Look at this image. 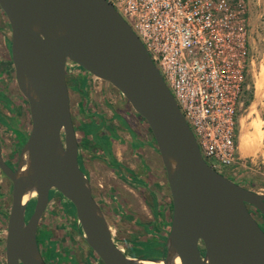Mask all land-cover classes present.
I'll return each mask as SVG.
<instances>
[{
    "label": "water",
    "instance_id": "water-1",
    "mask_svg": "<svg viewBox=\"0 0 264 264\" xmlns=\"http://www.w3.org/2000/svg\"><path fill=\"white\" fill-rule=\"evenodd\" d=\"M0 10L9 24L15 80L31 122L16 167L0 155V170L12 185L5 264H47L36 233L51 190L75 208L81 235L102 264H264V231L247 207L264 216V195L204 161L148 52L110 2L0 0ZM68 65L112 85L152 134L172 203L160 259L128 256L113 239L79 165Z\"/></svg>",
    "mask_w": 264,
    "mask_h": 264
},
{
    "label": "rangeland",
    "instance_id": "rangeland-1",
    "mask_svg": "<svg viewBox=\"0 0 264 264\" xmlns=\"http://www.w3.org/2000/svg\"><path fill=\"white\" fill-rule=\"evenodd\" d=\"M247 2L250 65L246 85H244V94L240 100L237 127L238 152L240 158L246 163V168H241L236 174L230 169L227 171L226 176L242 187L264 195V0H247ZM3 21H5V18L0 19V27L3 28H0V93L5 94L10 102L5 104L0 101V114L9 121L6 125V120L0 118V147L6 155L10 156L12 161H16L17 156H12L15 153L12 151L16 148L13 138L15 133H12L9 128H13L14 131L23 135L28 134L30 130L29 112L28 106L17 87L12 61L4 47L11 37V33ZM8 48L10 49V45ZM73 67L77 73L83 70L76 65H73ZM81 76L70 77V80L78 79ZM85 81L83 79V81L81 80L77 83L85 85ZM70 83H73V81H70ZM79 90L78 85H76V90L70 91V104L73 112L83 107L87 109L95 108L97 111H103L107 118L111 116V120L115 117L114 113L118 114L121 112L130 126L135 129L134 131L138 136L137 141H139V136L142 134H139V120L135 116V111L112 85L90 75L87 85L82 88V91ZM112 122L110 123L111 127L119 125L117 118ZM91 127L98 129L99 125L97 123L91 125ZM119 129L121 130L122 139L114 146L115 153L123 163L127 166L135 167L134 169L138 172L139 167H137L135 162H141L142 159L147 164L146 169L145 167L141 168L143 170V181L148 184L146 187H152L158 194L159 210L157 214L159 213V217L154 216L151 209H149L148 205L152 202V196L147 192L146 188L139 189V187H136L137 190L133 189L121 178L127 174L123 173V175H120L118 172L115 173L109 170L104 163L97 165L91 161L92 158H89L86 169L91 187L106 215L113 239L123 251L132 255L134 250L140 248L142 251L141 255L145 258L159 257V254L162 253L152 251L148 246L139 245L138 242L152 238L148 234V229L143 226L146 223H160L159 228L167 231V227L162 225V216L166 215L164 221L170 222L169 198L166 197L167 199H165L160 194L161 191H165L166 178L163 174L162 176L159 175V163L156 166L153 163L155 162L154 159L148 153L143 150L139 153V149L137 152L131 150L130 143L132 139L129 132L120 126ZM243 134L246 136L244 141L246 148L257 149L255 155L245 156L240 152V140ZM104 142L100 141L101 144ZM58 196H54L49 202L41 219L39 227L42 235H48L49 238L58 242V251L62 256L66 257L61 260L60 264H97L95 262L97 255L91 252L89 246L78 232L75 225L74 211L71 210L70 213H67L65 210L69 202L61 195L58 194ZM113 198L118 204L113 203ZM10 205L11 182L0 172L1 262L5 261V235ZM166 211H168V214H166ZM30 213H32L31 208H27L26 218L30 216ZM252 215H254L260 227L264 229V216L253 213ZM164 243L165 241H163L162 246L157 248L161 249ZM42 250H44V246H42ZM42 256L47 261V256L43 253ZM56 263L57 261L54 262V264Z\"/></svg>",
    "mask_w": 264,
    "mask_h": 264
},
{
    "label": "built area",
    "instance_id": "built-area-1",
    "mask_svg": "<svg viewBox=\"0 0 264 264\" xmlns=\"http://www.w3.org/2000/svg\"><path fill=\"white\" fill-rule=\"evenodd\" d=\"M107 1L145 47L204 161L224 176L246 168L237 127L250 65L247 0Z\"/></svg>",
    "mask_w": 264,
    "mask_h": 264
},
{
    "label": "flooded vegetation",
    "instance_id": "flooded-vegetation-1",
    "mask_svg": "<svg viewBox=\"0 0 264 264\" xmlns=\"http://www.w3.org/2000/svg\"><path fill=\"white\" fill-rule=\"evenodd\" d=\"M4 19L5 18V21H3L4 22V24H5V26L7 25L8 26V28H9V24H8V21H7V18H6V16H5V14L0 10V19ZM1 29H3L2 27H0ZM10 29V28H9ZM10 39H11V37L9 38V40L7 41V43H5V45H4V47H5V50L8 52V54H9V57H10V59H11V55H10V49L8 48V46L10 45ZM12 61V60H11ZM13 65V64H12ZM14 69V68H13ZM15 75V74H14ZM81 75H84V76H81ZM78 76H81L80 78H78V79H72V80H70V77H78ZM89 76H90V74L87 72V71H85V70H81V71H79L78 73L77 72H75L74 71V67H67L66 68V81H67V85H68V89H69V94H70V91H75L76 90V85H78V81H81V80H86L85 81V85H84V87L87 85V82H88V78H89ZM93 76V75H92ZM70 81L72 82L73 81V83H70ZM0 95H3L4 96V98L6 99V101L5 100H3L2 98H1V96H0V101H2V102H4L5 104H7V103H9L10 102V100L8 99V97L5 95V94H3V93H0ZM23 97V96H22ZM23 99H24V97H23ZM24 101L26 102V100L24 99ZM26 104H27V102H26ZM27 106H28V104H27ZM70 108H71V104H70ZM28 112H29V109H28ZM73 114V111H72V109H71V117L73 116L72 115ZM114 115L115 116H117L116 118L118 119V121H119V125L117 126V127H111V130H112V132L113 133H115V134H110L111 133V131H109L110 130V128L109 129H107V134H108V138H107V141H105L103 144H100V143H98L99 145L97 146V143H96V146H94L95 145V142H93L92 141V143L91 144H89L90 142H87V140L86 139H81L80 138V135H81V133L78 131V129H77V127L75 126V122H74V118L72 117V121H73V124H74V128H75V133H76V138H77V142H78V161H79V165L81 164V166H80V168H81V170L87 175V177H88V174H87V169H86V167H87V163H88V159L89 158H92V160L93 159H98L99 161H101L102 163H104L105 165H106V167L109 169V170H111V171H113V172H118L120 175H123V173L124 174H127L125 177L124 176H122L121 178H122V180L126 183V184H128V185H130L133 189H135V190H137V188L136 187H139V189L140 188H146V190H147V192L152 196V202H151V204L150 205H148L149 206V209H151V212H152V214H154V216L156 215V217H159V213L157 214V211L159 210V199H158V197H157V192H155L154 191V189H152V187H150V186H148V187H146L148 184H146L145 183V181H143V173H142V171L143 170H141V168L143 167L142 165H141V163H142V159H141V162L139 161L138 163L137 162H135V164L137 165V167H139V172L138 171H136L134 168L135 167H131V166H127L125 163H123L119 158H118V156H117V154L115 153V150H114V146H115V144H117V143H119L120 141H121V139H122V137H121V135H120V129H119V126L122 128H125L124 130H127L128 132H129V134H130V136H131V143H130V146H131V150L133 151V152H137V150L139 149V141H137V138H138V136H137V133L134 131L135 129H133L131 126H130V124H129V122L127 121V119L125 118V117H123V115L121 114V112L120 113H114ZM135 116L137 117V119L139 120V119H141L140 117H139V115H137L136 113H135ZM0 118H3V115L2 114H0ZM4 120H6L5 122H6V125L9 123V121L4 117L3 118ZM138 122V121H137ZM29 123H30V129H31V122H30V116H29ZM2 124V123H1ZM9 126V125H8ZM10 129V131L13 133H15V135L13 136V138H14V141H15V144H16V148H15V150L14 151H12V152H15V153H13V155L12 156H17L16 157V161H12V159L10 158V156L9 155H6L3 151H2V149H1V147H0V155H1V158L5 161V163L9 166V167H11V168H15L16 167V164H17V161H18V157H19V153H20V150H21V148H22V146H23V144H24V139L26 140V138H27V136H28V134H26V135H23V134H21V133H19V132H16V131H14V129L13 128H9ZM29 132H30V130H29ZM118 133H119V135H118ZM113 135H117V137H114ZM77 136H79V138L77 137ZM112 140H114V142L113 143H111V139ZM110 139V140H109ZM24 141V142H23ZM92 146H94V147H92ZM100 146V147H99ZM102 146V147H101ZM94 156H95V158H94ZM97 156V157H96ZM103 156V157H102ZM135 159V158H134ZM91 160V161H92ZM139 160V159H138ZM85 161H87V162H85ZM134 161H136V160H134ZM163 169V173L162 172H160L159 173V175H161L162 176V174H163V176H165V178H166V173H165V170H164V167L162 168ZM0 172H1V170H0ZM2 173V172H1ZM3 174V173H2ZM4 175V174H3ZM227 177V176H226ZM7 178V177H6ZM89 178V177H88ZM228 178V177H227ZM230 179V178H229ZM89 180H90V178H89ZM230 180H232V179H230ZM166 182H165V191H161L160 192V194L165 198V199H167V198H169L168 199V203H169V205H170V209H172V203H171V196H170V191H169V187H168V184H167V180H165ZM233 181V180H232ZM163 185V186H164ZM92 188V187H91ZM11 190H12V185H11ZM167 194H166V193ZM92 193H93V190H92ZM168 193H169V195H168ZM58 196V193L57 192H54L53 193V191L51 190L50 191V194H49V202L54 198V196ZM60 195V194H59ZM93 196H94V198H95V200H96V202L98 203V205H99V207L101 208V210L103 211V208H102V206H101V204L99 203V201L96 199V197H95V195H94V193H93ZM58 197H60V196H58ZM167 197V198H166ZM61 198V197H60ZM155 199L157 200V203L155 204ZM113 203H115V204H118L117 202H116V200L113 198ZM34 203H35V201H34V199L33 200H31L30 202H29V204H28V209H30L31 208V212L33 211V207H34ZM49 204V203H48ZM48 207V206H47ZM247 207H248V210H249V212H250V214L252 215V213L253 214H255V215H257V214H259V212L256 210V208L255 207H253L252 205H247ZM47 209V208H46ZM69 204H68V206L67 207H65V210H66V212L67 213H70L69 212ZM166 210H168V209H166ZM46 211V210H45ZM103 213H104V211H103ZM44 214H45V212H44ZM43 214V215H44ZM30 215H31V213H30ZM171 215H172V213H171ZM104 216H105V218H106V215H105V213H104ZM253 216V218L256 220V218L254 217V215H252ZM43 217V216H42ZM42 217H41V219H42ZM41 219H40V221H39V224H38V228H37V233H36V237H37V244H38V248H39V250H40V252H41V255H42V253L43 254H45V251H46V249H47V246H48V242H49V240H51V241H54V242H56L57 243V245H58V242L57 241H55L54 239H52V238H49V236L47 237V238H45L44 240H43V235H42V232L40 231V227H39V225H40V222H41ZM163 219V218H162ZM106 220H107V218H106ZM107 222H108V220H107ZM170 222H171V220H170ZM170 222L169 223H167V222H165L164 221V224H162L163 226L165 225V227H167V231H163L161 228H159V226H160V223H146V224H144L143 226H144V228H146V229H148L147 231H148V234L152 237L151 239H147V240H143V241H140V243L138 242V244L139 245H142V243H144V242H146V241H153V240H155V241H160L163 237H165V236H167V234H168V231H169V229H170ZM259 224V223H258ZM152 227V228H151ZM262 230L264 231V229L262 228ZM162 232V233H161ZM81 235V234H80ZM82 236V235H81ZM161 236H163L162 238H161ZM155 238V239H154ZM42 246H44V250H42ZM58 247V246H57ZM90 248V247H89ZM91 250V249H90ZM140 251V248H137L136 250H134V252L132 253L131 251V253H132V255H130L128 252L126 253L128 256H131V257H133V256H138L139 255V252ZM201 251H203V250H201ZM91 252L93 253V251L91 250ZM202 253H204V252H202ZM4 256H5V254H4ZM60 259H55L54 261L53 260H50V259H48L47 258V261H45L47 264H54V262L55 261H57V263L56 264H60L61 263V260H63V259H65L66 257L65 256H62L61 254H60ZM96 256V255H95ZM44 259V258H43ZM5 260V259H4ZM95 262H97V264H102L101 262H100V260H99V258L96 256V260H95ZM0 264H5V261L4 262H1L0 261ZM90 264H94V263H90Z\"/></svg>",
    "mask_w": 264,
    "mask_h": 264
},
{
    "label": "crops",
    "instance_id": "crops-1",
    "mask_svg": "<svg viewBox=\"0 0 264 264\" xmlns=\"http://www.w3.org/2000/svg\"><path fill=\"white\" fill-rule=\"evenodd\" d=\"M91 111H92V113H90ZM72 115H73L72 117L74 118L75 126L77 127L78 131L81 133L80 138L86 139L87 142H90L89 144H91L92 141L95 142L94 146H96V143L98 146L99 145L98 143H100V141H107V138H108L107 129L110 128V130H109V131H111L110 134L113 133L111 130L110 123H113L112 121H114L116 119L115 117H117V116H115L114 118H112L113 120H111L110 119L111 116H109L107 118L103 111H97V110H95V108L87 109L86 107H83L82 109H79L76 112H73ZM96 115H98V116L96 117ZM105 118H107L108 120ZM95 122H97L99 125L98 129H93L91 127V125L97 124ZM113 134H115V133H113ZM139 134H142L141 136H139V153L141 152V150L148 153L154 159L155 162H153V163L156 166L159 163V168H160L159 173L162 172L163 171V169H162L163 165L161 163L160 156L157 152L154 139L152 137V134H151L147 124L142 119H139ZM118 135H119V133H118ZM113 136L117 137V135H113ZM77 137L79 138V136H77ZM113 142H114V140L111 139V143H113ZM92 161L95 162V164H97V165L102 164V162L96 158L93 159ZM85 162H87V161H85ZM141 165L143 167H145V169H146L147 164L144 161H142ZM154 202L156 204L157 200L155 199ZM169 212L172 213V209ZM166 214H168V211H166ZM164 217H166V215L162 216L163 224H164Z\"/></svg>",
    "mask_w": 264,
    "mask_h": 264
},
{
    "label": "trees",
    "instance_id": "trees-1",
    "mask_svg": "<svg viewBox=\"0 0 264 264\" xmlns=\"http://www.w3.org/2000/svg\"><path fill=\"white\" fill-rule=\"evenodd\" d=\"M83 81V80H82ZM84 84H81V83H78V88L80 89L79 91H82V88H84V86H83ZM1 96V98L3 99V100H5L6 101V99L4 98V96L3 95H0ZM24 141H25V139H24ZM23 141V142H24ZM102 147V146H101ZM69 212H71V210H73L74 211V213H75V208L72 206V204L69 202ZM75 225L77 226V229H78V232H79V234H81V232H80V229H79V227H78V225H77V223L75 222ZM48 237V235H43V240L45 239V238H47ZM163 241H165L166 242V236L165 237H163V239H161L160 241H155V240H153V241H146V242H144V243H142L143 245H145V246H148L150 249H152V251H158L159 253H162V254H159V257H155L154 256V258L153 257H148L147 259H160V258H162L163 256H164V254H165V250H166V248H165V243H164V245H163V247L160 249V248H157L158 246H162V243H163ZM49 244H48V246H47V249H46V251H45V255L47 256V258L48 259H50V260H55L56 258L57 259H60V252L58 251L59 250V248L57 247V243L56 242H54V241H51V240H49V242H48ZM51 246V247H50ZM157 248V249H156ZM202 252H204V251H202ZM139 255L138 256H133V257H139V258H145V257H143L142 255H141V253H142V251L140 250L139 252ZM161 255V256H160ZM101 262V261H100ZM102 263V262H101Z\"/></svg>",
    "mask_w": 264,
    "mask_h": 264
},
{
    "label": "bare ground",
    "instance_id": "bare-ground-1",
    "mask_svg": "<svg viewBox=\"0 0 264 264\" xmlns=\"http://www.w3.org/2000/svg\"><path fill=\"white\" fill-rule=\"evenodd\" d=\"M246 136L243 134L240 140V152L242 153V155H247V156H252L255 155V153L257 152V149H253L252 147L250 149L246 148V144H245V138ZM32 196H35V193L32 194ZM148 264H161V263H155V262H148Z\"/></svg>",
    "mask_w": 264,
    "mask_h": 264
}]
</instances>
